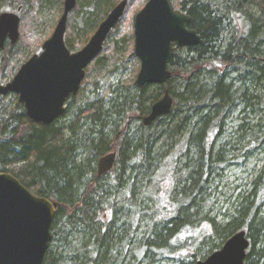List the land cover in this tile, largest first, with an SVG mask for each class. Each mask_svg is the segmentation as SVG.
I'll return each instance as SVG.
<instances>
[{
    "label": "trees",
    "instance_id": "16d2710c",
    "mask_svg": "<svg viewBox=\"0 0 264 264\" xmlns=\"http://www.w3.org/2000/svg\"><path fill=\"white\" fill-rule=\"evenodd\" d=\"M34 1L38 15L53 4ZM121 1L77 0L66 48L81 50ZM146 1L127 0L77 95L51 124L30 121L17 96L13 104L0 97V173L57 203L42 264H195L242 230L244 264H264V0H171L200 45L173 52L163 86H112L114 71L136 60L133 21ZM32 3L0 0V14L25 15ZM28 49L21 35L5 43L0 84L34 55L23 54ZM165 90L171 112L144 126ZM110 153L115 164L98 177L97 162ZM230 167L251 177L222 194L218 208Z\"/></svg>",
    "mask_w": 264,
    "mask_h": 264
},
{
    "label": "water",
    "instance_id": "95a60500",
    "mask_svg": "<svg viewBox=\"0 0 264 264\" xmlns=\"http://www.w3.org/2000/svg\"><path fill=\"white\" fill-rule=\"evenodd\" d=\"M77 0H64L63 10L51 36L41 46L39 55L28 59L12 80L0 84V97L17 96L27 118L49 125L65 113V104L77 95L85 78V69L102 52L104 42L122 18L127 0L118 3L99 24L87 44L71 53L64 36L68 15ZM20 18L17 14H0V50L6 42L19 39ZM190 18L174 9L171 0H147L133 21V54L139 61L135 85H165L175 50L199 46L200 37L187 28ZM173 100L167 90L142 118L144 126L168 115ZM115 153L97 162L98 177L109 173ZM57 203L31 194L13 176L0 173V264H42L51 242L50 227ZM249 242L242 230L231 236L222 248L195 264H244Z\"/></svg>",
    "mask_w": 264,
    "mask_h": 264
},
{
    "label": "rangeland",
    "instance_id": "374dc122",
    "mask_svg": "<svg viewBox=\"0 0 264 264\" xmlns=\"http://www.w3.org/2000/svg\"><path fill=\"white\" fill-rule=\"evenodd\" d=\"M60 1L62 4V10H63L64 0L63 1L60 0ZM32 4L34 8L30 10L28 13H26L25 15L20 14L21 10L19 12H13V11L7 10L8 13L17 14L20 18L19 36L21 35L22 42L24 43V45H29V49L25 50V52L23 53L25 55L26 53H30V52H34V55L40 54L41 52V48H39L40 45L53 32L56 26V23L62 14L61 7L59 5L58 0H53V4L49 8H44L42 11H40L39 15L36 11L37 10L36 1L33 0ZM257 12L258 10L253 9L252 13L256 14ZM127 17H129V14L127 15ZM21 66H22V62L20 60L16 65V69L14 71L13 77L17 73V71L20 69ZM139 66L140 64L137 59L136 60L131 59L127 64V68L124 71H119V70L114 71V73L110 76V80H109L110 84L112 86H115V85L129 86L132 83H135L136 76L139 72L138 70ZM5 98H6V102H9L11 104L15 102L14 95H8ZM246 171H247L246 168H243V169H240L238 173H234L235 167L227 168L224 171L222 175L223 181L219 185L218 190L216 192L218 208L225 207L222 201V197H221L222 194L226 195L227 192L229 193V190H231L232 187H235L237 184L240 183L241 181L240 179L243 176H244V181L250 179L251 176H248V173H246ZM119 195H120V192H118L117 196ZM162 264H174V263L165 260L163 261Z\"/></svg>",
    "mask_w": 264,
    "mask_h": 264
}]
</instances>
